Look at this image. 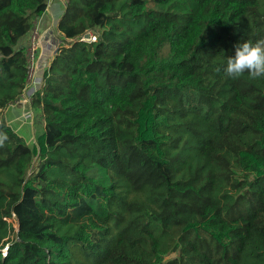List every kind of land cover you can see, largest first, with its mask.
Wrapping results in <instances>:
<instances>
[{
  "label": "trees",
  "instance_id": "16d2710c",
  "mask_svg": "<svg viewBox=\"0 0 264 264\" xmlns=\"http://www.w3.org/2000/svg\"><path fill=\"white\" fill-rule=\"evenodd\" d=\"M47 7L0 0V264H264V78L223 72L264 0H67L29 145L3 112Z\"/></svg>",
  "mask_w": 264,
  "mask_h": 264
},
{
  "label": "built area",
  "instance_id": "2783aa9c",
  "mask_svg": "<svg viewBox=\"0 0 264 264\" xmlns=\"http://www.w3.org/2000/svg\"><path fill=\"white\" fill-rule=\"evenodd\" d=\"M88 36V38H86ZM98 35L93 31L86 32L80 41L83 42H97ZM57 43V42H56ZM54 40L47 39L40 33L37 26V21L30 31L27 41L26 49V65H27V82L26 86L13 104L14 106H21L22 117L27 118L26 121H34L35 114L33 112L32 104L38 92L43 88L44 72H43V58L49 53H56L57 47ZM42 63V65H41ZM25 113V114H24ZM15 222L16 219L14 218ZM17 222V221H16ZM19 225L17 222V228Z\"/></svg>",
  "mask_w": 264,
  "mask_h": 264
},
{
  "label": "clouds",
  "instance_id": "9594fccd",
  "mask_svg": "<svg viewBox=\"0 0 264 264\" xmlns=\"http://www.w3.org/2000/svg\"><path fill=\"white\" fill-rule=\"evenodd\" d=\"M216 71L221 69L217 68ZM223 72L232 79H239L245 73L253 80L264 78V38L255 41L248 39L235 45V55L227 57ZM8 139L7 133L0 130V147Z\"/></svg>",
  "mask_w": 264,
  "mask_h": 264
},
{
  "label": "rangeland",
  "instance_id": "374dc122",
  "mask_svg": "<svg viewBox=\"0 0 264 264\" xmlns=\"http://www.w3.org/2000/svg\"><path fill=\"white\" fill-rule=\"evenodd\" d=\"M69 44H70V42H67L64 39H59V43L56 44V47H57L56 53H49L43 58V62H44L43 67H42L43 72H44L43 85L45 84V81H46V77H47L46 73H47L48 69L51 67V64L53 63L55 56L58 55L59 53H61L60 51L62 50V47H64V46L67 47ZM41 65H42V63H41ZM35 111L33 110L34 114L38 118L39 114L37 111L36 112ZM22 115H23V113H22L21 106L11 105L10 107H8L3 112V116L6 120V122L16 132V134H18L22 139H24L29 145H34L36 143L37 136H38V130L36 127V120L34 119V121H30V120L26 121L27 118H23ZM9 221L13 223V226L16 230L17 222L12 221V219ZM12 237L13 238L15 237V232L12 235Z\"/></svg>",
  "mask_w": 264,
  "mask_h": 264
},
{
  "label": "crops",
  "instance_id": "0c3cea01",
  "mask_svg": "<svg viewBox=\"0 0 264 264\" xmlns=\"http://www.w3.org/2000/svg\"><path fill=\"white\" fill-rule=\"evenodd\" d=\"M66 7L67 0H48L46 12L37 21V26L40 30V33L45 36V38L54 40L55 43L57 42L56 44L59 43V39H64L63 34L59 31V23L64 16ZM29 35H27V37L22 41L23 43L28 41ZM39 119L40 117L35 118L38 135L41 133L40 131L44 130V125L42 126V123Z\"/></svg>",
  "mask_w": 264,
  "mask_h": 264
},
{
  "label": "water",
  "instance_id": "95a60500",
  "mask_svg": "<svg viewBox=\"0 0 264 264\" xmlns=\"http://www.w3.org/2000/svg\"><path fill=\"white\" fill-rule=\"evenodd\" d=\"M86 38H88V36H86Z\"/></svg>",
  "mask_w": 264,
  "mask_h": 264
}]
</instances>
